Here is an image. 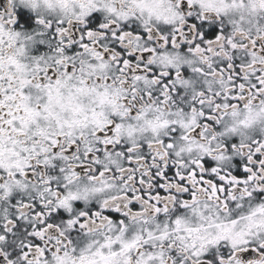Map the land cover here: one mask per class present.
<instances>
[{"label": "snow or ice", "instance_id": "snow-or-ice-1", "mask_svg": "<svg viewBox=\"0 0 264 264\" xmlns=\"http://www.w3.org/2000/svg\"><path fill=\"white\" fill-rule=\"evenodd\" d=\"M0 264H264V0H0Z\"/></svg>", "mask_w": 264, "mask_h": 264}]
</instances>
